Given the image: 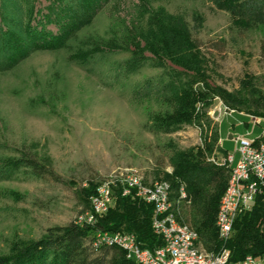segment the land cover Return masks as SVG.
<instances>
[{
    "label": "rangeland",
    "instance_id": "374dc122",
    "mask_svg": "<svg viewBox=\"0 0 264 264\" xmlns=\"http://www.w3.org/2000/svg\"><path fill=\"white\" fill-rule=\"evenodd\" d=\"M59 1L71 10L74 24L62 45L16 59L13 49L20 40L29 42L27 27L39 19L37 10L48 12L54 0H0V255L60 231L86 203L92 209L96 193L86 191L102 180L116 182L133 173L146 185L167 181L164 175L173 172L172 157L180 151L203 149L200 158L227 167L229 180L234 164L228 167L225 160L235 152L236 138H254L256 124L264 120L215 98L200 122L160 129L155 117L172 110L171 94L162 90L185 79L150 60L127 70L132 53L123 39L125 26H145L148 18L138 16L140 0H110L92 14L82 0ZM149 3L185 21L208 59L213 83L238 92L249 73L264 90L263 23L247 26L214 0ZM59 19L45 23L44 30L56 35ZM111 41L119 47L108 50ZM24 155L49 164L55 175L43 178L24 163L16 165ZM112 187L114 205L122 187ZM173 200L178 219L196 231L191 200ZM198 243L206 252L220 250L207 249L200 236Z\"/></svg>",
    "mask_w": 264,
    "mask_h": 264
},
{
    "label": "trees",
    "instance_id": "16d2710c",
    "mask_svg": "<svg viewBox=\"0 0 264 264\" xmlns=\"http://www.w3.org/2000/svg\"><path fill=\"white\" fill-rule=\"evenodd\" d=\"M90 13L101 9L104 2L110 0H82ZM219 8L228 10L236 19L250 25L254 21L264 24V2L258 0H214ZM57 3L58 5H54ZM48 12L37 10L39 19L27 27L29 42H21L13 49V57L21 59L30 51L52 49L62 45L74 24L70 11L59 0L46 6ZM138 16L148 15L145 26L135 23L125 26L123 38L132 57L127 60L129 72L137 71L145 61H152L162 67L169 65L177 78L185 81L171 82L162 91L171 94L168 101L172 110L158 114L155 122L159 128L171 131L183 124L200 122L208 116L209 107L215 98L223 101L228 109L243 111L264 118V90L257 86L255 77L246 73L241 80V90L232 92L211 80L208 70V59L198 42L181 17L167 14L163 10L151 8L149 0H140ZM31 17L36 18L35 10ZM141 17V18H142ZM60 18V19H59ZM59 19L60 32L56 35L44 30L45 23ZM40 26V28L38 27ZM50 34V36H49ZM107 49L115 50L119 46L109 42ZM213 148L207 145L206 150ZM205 151L199 149L180 151L173 155V172L165 173L166 182H170L172 199L180 198V189L187 193L188 201L193 203L194 224L200 239L209 250L223 247L232 253L237 262L248 254L264 256V191L258 196L250 209L237 217L231 238L223 243L216 227L218 209L228 184L227 167L211 163L205 158ZM16 165L24 163L32 167L40 176L55 175L52 167L24 155L14 160ZM97 183L86 193H96ZM178 198V199H179ZM86 201V200H85ZM92 209L86 205L80 214L66 227L58 232L50 230L47 236L31 242L9 255H0V264H137L127 258L123 249L97 243L99 232H126L134 234L143 248L155 249L164 244L161 236L153 229L154 205L143 199L123 196L117 190L114 205L95 222H89L81 216Z\"/></svg>",
    "mask_w": 264,
    "mask_h": 264
},
{
    "label": "built area",
    "instance_id": "2783aa9c",
    "mask_svg": "<svg viewBox=\"0 0 264 264\" xmlns=\"http://www.w3.org/2000/svg\"><path fill=\"white\" fill-rule=\"evenodd\" d=\"M235 141L236 151L240 154L237 166L229 167V159H235L233 152H228L225 160L227 166L234 172L233 193L227 195L223 206H219L221 217L216 219L218 235L223 243L231 238L237 217L250 209L264 191V139L239 136ZM121 177L130 179V187L120 189L123 196L140 198L154 205L153 229L157 235L162 237L164 244L152 250L143 248L136 236L131 233L109 231L99 233L106 234L108 245L123 243L124 252L134 256L137 264H264V256L257 257L252 254L234 262L231 251L225 247L216 253L206 252L202 248L192 251L191 254L180 253L179 244H188V242L175 243L170 238V233L164 229L165 214H169L164 208L166 190L157 184L153 187V194L136 195L138 183H135V178H131V173L121 175L116 181L120 187ZM116 182L113 179L102 180L92 199V211L87 212L82 218L95 222L98 216L105 214L112 207L114 200L112 186ZM191 229L194 232L193 227Z\"/></svg>",
    "mask_w": 264,
    "mask_h": 264
},
{
    "label": "bare ground",
    "instance_id": "6f19581e",
    "mask_svg": "<svg viewBox=\"0 0 264 264\" xmlns=\"http://www.w3.org/2000/svg\"><path fill=\"white\" fill-rule=\"evenodd\" d=\"M231 163L234 162V159H229ZM234 165L233 167H236ZM122 175H129L128 174H122ZM131 178H135V183H138L136 186V195H144V194H153V187L157 184H160L161 188L163 190H166V199H164V208L167 210V213L165 214V222H164V229L167 230L170 233V238L174 240L175 243H182V242H188V244H179V251L183 254H191L192 251L199 250L201 247L199 246V235L194 230V233L192 229L180 221L178 219L177 213L175 212V206L176 203L172 199V188L170 183L166 181H157L153 182L151 185H146L141 176L131 173ZM233 186H234V172L231 170L228 185L226 188V191L222 197L220 206H223L225 204V201L227 199V195H232L233 193ZM121 187H130V179L128 177H121ZM187 193L186 191L181 188L180 189V198L178 200H186L187 199ZM221 217V210H218L217 218ZM82 219V216L80 217ZM98 243L108 245V239L105 233H98ZM114 246H117L124 250L123 243H116ZM127 258L130 260H134V256L130 254H126Z\"/></svg>",
    "mask_w": 264,
    "mask_h": 264
},
{
    "label": "crops",
    "instance_id": "0c3cea01",
    "mask_svg": "<svg viewBox=\"0 0 264 264\" xmlns=\"http://www.w3.org/2000/svg\"><path fill=\"white\" fill-rule=\"evenodd\" d=\"M242 117H243V115H241ZM232 117V118H231ZM230 117V119L232 120V119H235V117L232 115ZM226 118V116L224 117L223 116V119H225ZM240 123H242L243 125H245L244 123H243V121L242 120H240L239 121ZM262 124V125H261ZM246 126V125H245ZM251 126H253V125H251ZM247 128V127H246ZM229 135V134H228ZM255 135V137H261V138H263L264 139V120L259 124H256V128H255V131H254V133H253V136ZM229 138L230 139H232L233 138V135H230L229 136ZM235 148H236V144H235ZM234 153V155H235V159H234V162H233V164L234 165H236L237 164V161H238V159H239V156H240V154H239V152H237L236 150H235V152H233Z\"/></svg>",
    "mask_w": 264,
    "mask_h": 264
}]
</instances>
